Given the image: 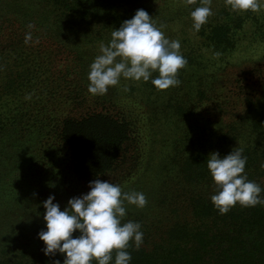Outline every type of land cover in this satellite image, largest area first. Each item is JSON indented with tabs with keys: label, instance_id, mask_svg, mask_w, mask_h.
I'll list each match as a JSON object with an SVG mask.
<instances>
[{
	"label": "trees",
	"instance_id": "trees-1",
	"mask_svg": "<svg viewBox=\"0 0 264 264\" xmlns=\"http://www.w3.org/2000/svg\"><path fill=\"white\" fill-rule=\"evenodd\" d=\"M142 1L0 0V226L5 217L15 226L16 217L34 209L36 200L60 197L58 189L73 198L82 184L103 181L136 158L131 151L133 123L110 92L89 93L88 73L97 54L94 44H107L112 31L131 19L134 4ZM189 27L196 41L185 36L189 50L180 53L190 72L177 77L200 99L214 94V72L232 60L247 28L254 27L263 41V8L237 12L227 6L198 31L192 20ZM29 31L32 39L25 43ZM176 89L189 95L182 84ZM184 110L179 115L185 119ZM245 113L227 124L220 119L209 123L206 129L214 140L204 145L193 140L171 156L170 165L182 166L180 177L173 172V197L184 204L187 215L175 218L156 238L142 231L140 248L130 242L127 249L130 264H264V204L237 203L221 214L210 199L217 189L206 166L208 156L219 152L223 157L236 147L247 157L248 179L264 189V95L248 99ZM184 139L191 138L187 134ZM141 214L129 211L122 222H139L145 218ZM21 231L17 236L28 238ZM15 233L0 232V264H63L59 252L46 256L31 243V249H17Z\"/></svg>",
	"mask_w": 264,
	"mask_h": 264
},
{
	"label": "rangeland",
	"instance_id": "rangeland-1",
	"mask_svg": "<svg viewBox=\"0 0 264 264\" xmlns=\"http://www.w3.org/2000/svg\"><path fill=\"white\" fill-rule=\"evenodd\" d=\"M198 6H201V0H196L191 5L185 0H144L142 3L134 4L133 8L136 11L138 9L147 11L157 27L162 26L167 38L180 42V52L185 50L187 53L190 42L183 43V38L188 36L196 41L189 26L192 20L190 12ZM225 7L227 8L226 0H211L212 14ZM243 38L245 40L242 41L240 48L232 56L230 55L229 59L232 60L225 68L214 72V94H207L208 96L199 99L198 96L192 95L190 88L185 89L184 84L189 85V83L181 81L179 77L177 78L180 84L189 95H184L182 91L176 89V86L158 90L151 83V79L144 82L121 78L117 86L109 87L108 93H111L116 107L119 106L133 123L135 141L131 151L135 152L136 158L111 171L103 181L117 183L121 185L123 191L134 190L145 194L146 206L138 208L125 203L126 213L133 211V215H140V211L145 209L142 213L145 214V218L141 217L139 221L141 231H150L154 238L166 228L169 229L175 218L183 217V214L187 215L184 204L181 206L173 197L177 187V176L173 172H177L180 177L182 166L180 162L176 167L170 165L171 156L185 151L193 140L200 145L214 140L213 136L208 134L206 125L218 123V119L224 124L239 119L242 115H246L248 99L257 100L264 95V36L263 41L261 39L258 41L253 27L246 29ZM94 46L95 49L93 45L91 48L96 51L97 56L99 44ZM62 63L64 65L65 62ZM188 72H190L188 66L178 71V73ZM157 75L158 73L154 72L153 78ZM179 107L181 113L185 109L188 117L184 119L179 115ZM204 131L207 132L202 133ZM187 134L191 139H184ZM46 167L52 171L49 162ZM88 185L82 184L83 190L76 191L78 195L73 197L86 194L90 190ZM57 192L60 197H55L53 202L58 203L63 211L71 197L67 198L69 192L64 193L63 189H58ZM48 197L36 200L34 209L16 217L15 226L10 225L8 217L4 218L0 232L16 231L14 236L18 244L17 249H31L32 245L44 248L45 245L38 238L37 232L45 229L46 222L43 220L45 209L42 202ZM152 223L164 227L155 228L151 226ZM21 230L27 232L28 238L32 241L25 236L23 238L17 236L22 232ZM78 235V231L73 233V237ZM28 243L32 245H27Z\"/></svg>",
	"mask_w": 264,
	"mask_h": 264
},
{
	"label": "clouds",
	"instance_id": "clouds-1",
	"mask_svg": "<svg viewBox=\"0 0 264 264\" xmlns=\"http://www.w3.org/2000/svg\"><path fill=\"white\" fill-rule=\"evenodd\" d=\"M185 2L191 5L196 0ZM226 4L237 12H258L264 8V0H226ZM211 15V0H201V6L190 12L193 28L198 31ZM27 27L31 29L33 25ZM31 39L29 31L25 43ZM180 47L178 40L165 36L162 26L157 27L147 11L138 9L131 19L112 31L107 44H99V54L89 65L88 91L104 95L121 78L144 82L151 79L158 90L178 86L177 73L187 63ZM154 72L158 73L155 78ZM246 163L247 157L240 147L223 157L219 152L209 154L206 166L217 189L210 199L219 213L226 214L237 203L264 204V189L248 179ZM88 187L86 194L70 198L63 211L53 202L54 195L42 202L46 224L37 234L45 245L42 251L46 256L64 254L63 264H110L113 260L114 264H130V242L139 249L144 233L139 222H122L127 214L125 203L143 208L147 204L145 194L123 191L121 185L99 179L90 181ZM77 231L79 235L73 237ZM55 264L61 262L57 260Z\"/></svg>",
	"mask_w": 264,
	"mask_h": 264
}]
</instances>
